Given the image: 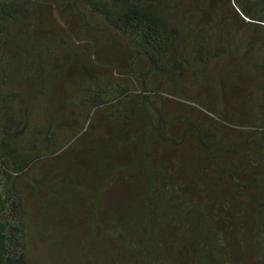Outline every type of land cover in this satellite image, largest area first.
Segmentation results:
<instances>
[{
    "label": "trees",
    "instance_id": "trees-1",
    "mask_svg": "<svg viewBox=\"0 0 264 264\" xmlns=\"http://www.w3.org/2000/svg\"><path fill=\"white\" fill-rule=\"evenodd\" d=\"M66 253L264 264V0H0V264Z\"/></svg>",
    "mask_w": 264,
    "mask_h": 264
},
{
    "label": "rangeland",
    "instance_id": "rangeland-1",
    "mask_svg": "<svg viewBox=\"0 0 264 264\" xmlns=\"http://www.w3.org/2000/svg\"><path fill=\"white\" fill-rule=\"evenodd\" d=\"M160 86H166V85H164V83H161L160 84ZM26 205H27V207H29V209H30V213L31 214H33V212H34V209H35V205H36V202L33 200V197L31 196V195H26ZM64 217V216H63ZM64 221V222H63ZM67 221L66 220H63L62 219V221H61V223L63 224V225H66L67 223H66ZM31 228H32V230H33V232L32 231H30L31 233H33V234H36L37 232H38V230H37V228H36V226L35 225H31ZM56 231L57 232H60V231H58L57 229H56ZM56 232V233H57ZM40 233V232H39ZM45 233L46 232H41L40 233V236H42V237H39V239L41 238V240L39 241V242H41L42 243V245H46V241H47V239L46 238H49V236H46V238H44V236L43 235H45ZM45 252V250L43 249V253ZM30 254H31V256H33V258H42V259H48L47 257H45V255H41V251L39 250V248H37L35 245H30ZM53 255V254H52ZM52 255H51V257H52ZM53 258V263L54 264H73V260H72V258H71V256H70V258H68V255H67V253H66V257H64V258H54V257H52ZM41 264V263H40Z\"/></svg>",
    "mask_w": 264,
    "mask_h": 264
}]
</instances>
